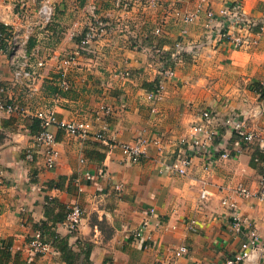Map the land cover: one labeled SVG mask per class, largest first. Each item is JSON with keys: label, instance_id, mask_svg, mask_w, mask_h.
Wrapping results in <instances>:
<instances>
[{"label": "crops", "instance_id": "obj_1", "mask_svg": "<svg viewBox=\"0 0 264 264\" xmlns=\"http://www.w3.org/2000/svg\"><path fill=\"white\" fill-rule=\"evenodd\" d=\"M41 1L0 0V23L23 35L32 64L45 62L36 80L38 91L30 95L26 85L14 83L13 52L6 43L0 54L2 96L32 110L52 106L60 119L88 120L92 132L77 137L54 129L57 162L46 169L40 153L34 162L25 160L26 149L35 144L33 120L0 113V264H227L240 250L244 236L230 230L232 211L222 204L224 198L236 202L238 213L255 225L260 236V249L242 264H264V201L258 197L264 173V154L258 149L259 138H264V97L250 89L239 103L218 109L205 106L189 114L191 126L200 121L203 108L216 116L212 127L218 133L217 161L206 169L205 159L182 143L191 126L179 131L177 120L168 121L170 115L176 116L171 93L165 90L157 104L146 96L157 80L156 50L172 53L183 28L188 29V51L175 65L176 77L166 88L177 85L188 59L198 63L223 53H246L260 71L264 34L257 44L250 42L240 49L217 45L205 34L204 15L191 25L174 17L175 10L187 11L198 0H160L155 7L148 6L147 0H50L55 14L49 25L41 21ZM230 1L210 0L215 9ZM241 1L250 16L264 15V0ZM93 4L113 28L68 68L69 89L55 93L60 63L78 49L92 21L89 7ZM159 26L165 32L156 36ZM125 70L130 76L120 77ZM260 76L255 80L264 84ZM102 106L109 108V115ZM182 115L188 113L183 110ZM228 117H240V133L257 135L237 154L234 148L240 135L224 124ZM98 132L106 139H97ZM141 134L158 136L163 144L151 145L137 162L110 148L112 142H129ZM225 149L231 157L219 158ZM182 157L191 160L186 174L175 169ZM239 186L247 188L250 196L242 195ZM203 188L211 194L208 200L200 199ZM76 205L83 210L82 223L71 233L64 222L67 211ZM145 220L150 224L142 228ZM192 222L194 229L189 228ZM36 230H42L45 240L53 244L50 252L29 251ZM180 247L187 251L176 256Z\"/></svg>", "mask_w": 264, "mask_h": 264}, {"label": "built area", "instance_id": "obj_2", "mask_svg": "<svg viewBox=\"0 0 264 264\" xmlns=\"http://www.w3.org/2000/svg\"><path fill=\"white\" fill-rule=\"evenodd\" d=\"M160 0H147V5L155 7L159 5ZM210 0H198L196 5L189 10H175L174 17L184 25H191L205 16L204 28L205 34L209 39H214L217 45L227 48L240 49L250 42L257 44L264 34V15L261 17L250 16L244 9V4L241 0H233L224 3L218 9L213 8ZM121 2L117 1L120 6ZM55 14V8L50 0H42L39 7V15L44 25H49ZM89 14L92 16V21L89 22L87 28L82 33V38L79 42L78 49L65 56L61 63L60 86L64 89H69V81L67 79V70L86 52H91L92 43L107 35L112 27L111 23L104 21L98 14L96 5H90ZM165 32L164 26H159L155 29L154 35L160 36ZM188 37V29L183 28L181 31V39L174 43L172 53L166 54L164 51L157 49V54L153 57L159 59L157 80L152 90L146 92L148 101L153 104L161 102L164 98V92L169 80L176 77L175 65L183 58L185 52L188 51L185 38ZM11 45V63L13 66V78L16 85H26L30 90L29 94L33 95L38 91L36 80L39 77V70L45 66L43 60L32 64L29 56L26 54V40L21 33L12 32L9 38L0 33V54L3 53L6 43ZM155 52V53H156ZM120 77L127 78L130 72L125 70L119 74ZM264 90V84L260 91H255L261 96V91ZM4 87L0 84V113L19 114L30 120L39 121V132L34 136V146L29 147L25 151V160L34 162L36 153H40L43 158V166L46 169H53L57 162V151L55 148L57 139L54 129L61 130L68 135L77 137H86L92 132V124L88 120L80 119H60L57 112L52 106L42 105L40 108L32 110L29 105L19 103V101L2 96ZM106 115L110 114L109 108L101 107ZM215 114L209 108H203L200 111V121L191 126L189 135L182 139V143L188 145L197 155H201L206 161V169L217 161L214 150V142L217 137V131L212 127L215 121ZM225 125L231 126L235 133L240 135V139L235 144L236 154L240 153L244 146L247 147L256 140V133L241 132L243 121L240 117H228ZM97 139L105 140L106 136L103 133H95ZM258 149L264 154V138H259ZM162 140L158 136L141 134L129 142H112L111 149H120L122 154L131 162H137L142 156L146 155L151 145L161 147ZM232 155L230 150H223L219 158L229 159ZM191 164L189 157H182L175 163V169L180 174H186L188 166ZM91 178L90 174H87ZM119 185L116 190H120ZM239 192L244 196H250L247 188L239 186ZM211 194L208 189L203 188L200 193L201 200H208ZM261 201H264V173L260 181V192L258 195ZM222 204L231 208L230 215V230L238 235L244 236L241 248L231 258L227 264H242L252 258L260 247V236L255 225L246 218H243L237 211L236 202L229 198L222 199ZM150 213H154L151 209ZM83 210L79 206L70 208L65 219V225L71 233H76L82 223ZM150 224L149 220L142 223V228H146ZM194 222L189 226L194 229ZM142 230L137 231L136 235L140 237ZM29 251L34 254H46L51 251L53 244L46 241L41 230L33 232L29 243ZM187 251L186 247H180L175 250L176 256H181Z\"/></svg>", "mask_w": 264, "mask_h": 264}, {"label": "rangeland", "instance_id": "obj_3", "mask_svg": "<svg viewBox=\"0 0 264 264\" xmlns=\"http://www.w3.org/2000/svg\"><path fill=\"white\" fill-rule=\"evenodd\" d=\"M249 58L246 53H223L198 63L188 59L183 73L176 80L177 85L165 89L171 93V104L175 106L176 114L170 115L168 121L177 120L178 130L185 132L191 126L189 114L193 115L194 110L197 113L198 108L205 106L223 108L248 97L250 89L259 83L255 77L261 75L264 81V66H260L259 71L254 66L258 63ZM183 110L188 115H182Z\"/></svg>", "mask_w": 264, "mask_h": 264}, {"label": "trees", "instance_id": "obj_4", "mask_svg": "<svg viewBox=\"0 0 264 264\" xmlns=\"http://www.w3.org/2000/svg\"><path fill=\"white\" fill-rule=\"evenodd\" d=\"M0 33H2V34H4V36L6 37V38H9L10 37V35L12 34V30L9 28V27H7V26H5V25H3V24H1L0 23ZM60 77H61V73H59V75H58V77H57V79H56V81H57V83H56V85L54 86L55 87V93H58V94H60L62 91H64V90H66V89H64V88H62L61 86H60ZM158 83V81H155V82H153L152 84H151V86H150V88H149V90H152L153 88H154V86H155V84H157ZM1 84V83H0ZM262 87V84L261 83H258L255 87H254V91H260V88ZM53 92V91H52ZM262 93H261V98H263L264 97V90H262L261 91ZM54 93V94H55ZM33 125L36 127V130H35V132H36V134L39 132V130H40V127H39V121L38 120H33ZM70 210V209H69ZM69 210L67 211V214H66V217H67V215H68V212H69ZM64 221V220H63ZM42 231V230H41ZM43 232V231H42Z\"/></svg>", "mask_w": 264, "mask_h": 264}]
</instances>
